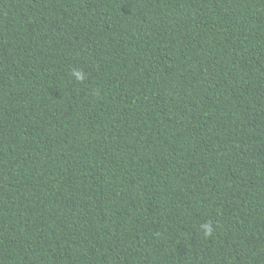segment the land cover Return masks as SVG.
<instances>
[{
  "label": "trees",
  "instance_id": "1",
  "mask_svg": "<svg viewBox=\"0 0 264 264\" xmlns=\"http://www.w3.org/2000/svg\"><path fill=\"white\" fill-rule=\"evenodd\" d=\"M0 264H264V0H0Z\"/></svg>",
  "mask_w": 264,
  "mask_h": 264
},
{
  "label": "clouds",
  "instance_id": "2",
  "mask_svg": "<svg viewBox=\"0 0 264 264\" xmlns=\"http://www.w3.org/2000/svg\"><path fill=\"white\" fill-rule=\"evenodd\" d=\"M73 74L75 75V77H76L78 80H83V79H84L83 74H82L81 72H79V71H76V72H74ZM203 227H204V229H205V234H206V235H207V234H210V232H211L210 226L207 225V224H205Z\"/></svg>",
  "mask_w": 264,
  "mask_h": 264
}]
</instances>
